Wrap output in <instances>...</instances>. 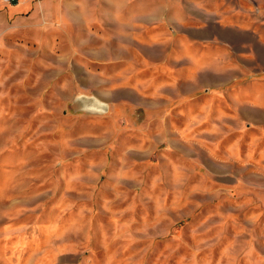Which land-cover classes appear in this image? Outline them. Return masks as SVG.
Segmentation results:
<instances>
[{
  "label": "rangeland",
  "instance_id": "obj_1",
  "mask_svg": "<svg viewBox=\"0 0 264 264\" xmlns=\"http://www.w3.org/2000/svg\"><path fill=\"white\" fill-rule=\"evenodd\" d=\"M0 264H264V0H0Z\"/></svg>",
  "mask_w": 264,
  "mask_h": 264
},
{
  "label": "bare ground",
  "instance_id": "obj_2",
  "mask_svg": "<svg viewBox=\"0 0 264 264\" xmlns=\"http://www.w3.org/2000/svg\"><path fill=\"white\" fill-rule=\"evenodd\" d=\"M22 2V1H21ZM24 6V4L22 3V4H20V5H18V7H23ZM16 7V6H15ZM14 9H16V8H14ZM12 11H13V9H12ZM44 11V10H43ZM36 16V15H35ZM46 35V34H45Z\"/></svg>",
  "mask_w": 264,
  "mask_h": 264
}]
</instances>
